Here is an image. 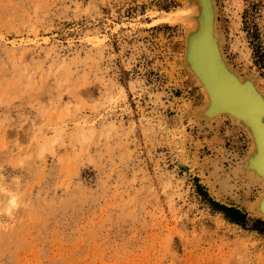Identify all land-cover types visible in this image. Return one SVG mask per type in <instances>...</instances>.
<instances>
[{
	"label": "rangeland",
	"instance_id": "1",
	"mask_svg": "<svg viewBox=\"0 0 264 264\" xmlns=\"http://www.w3.org/2000/svg\"><path fill=\"white\" fill-rule=\"evenodd\" d=\"M215 2L227 62L264 89V0ZM183 5L0 0V264H264V219L204 165L247 138L200 131L186 29L156 21Z\"/></svg>",
	"mask_w": 264,
	"mask_h": 264
},
{
	"label": "bare ground",
	"instance_id": "2",
	"mask_svg": "<svg viewBox=\"0 0 264 264\" xmlns=\"http://www.w3.org/2000/svg\"><path fill=\"white\" fill-rule=\"evenodd\" d=\"M182 2V7L165 12L156 21L183 24L186 29L184 53L181 52L182 63L184 60L182 66H186L204 97V105L196 110L193 116L198 120L197 126L200 131L209 133L221 120L228 118L247 138L246 150L243 153L236 151L227 168L222 167L219 162H214L215 159L211 160V165L205 160L204 165L212 169L210 174H207L213 177L211 189L214 188L216 198L219 199L234 197L242 190L241 203L254 216L264 219V89L256 79L250 76L242 77L227 62L223 52L224 37L222 30H218L215 0ZM203 139L206 142L205 137ZM220 140L214 134L210 142L214 145ZM254 191L257 196L249 200L248 196ZM0 192L12 201L13 196L9 191L0 188Z\"/></svg>",
	"mask_w": 264,
	"mask_h": 264
},
{
	"label": "trees",
	"instance_id": "3",
	"mask_svg": "<svg viewBox=\"0 0 264 264\" xmlns=\"http://www.w3.org/2000/svg\"><path fill=\"white\" fill-rule=\"evenodd\" d=\"M219 210L225 214L226 218L235 224L244 225L246 213L238 210L235 207H226L223 205H218Z\"/></svg>",
	"mask_w": 264,
	"mask_h": 264
},
{
	"label": "crops",
	"instance_id": "4",
	"mask_svg": "<svg viewBox=\"0 0 264 264\" xmlns=\"http://www.w3.org/2000/svg\"><path fill=\"white\" fill-rule=\"evenodd\" d=\"M231 200V199H230ZM225 203V205L226 206H232V207H235V208H241V207H238V205L234 202V201H231V202H228V203H226V201H224ZM245 210H247V209H245ZM256 221V219H253V221H251V225H250V227H251V229H252V231H255V232H261V233H263L264 234V230H262V229H256V228H253V224H254V222ZM248 225V224H247ZM249 226V225H248ZM261 228H263V227H261Z\"/></svg>",
	"mask_w": 264,
	"mask_h": 264
}]
</instances>
